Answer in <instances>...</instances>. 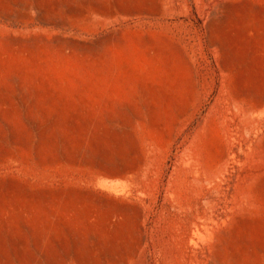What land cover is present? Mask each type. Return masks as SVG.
I'll return each instance as SVG.
<instances>
[{"label": "rangeland", "instance_id": "obj_1", "mask_svg": "<svg viewBox=\"0 0 264 264\" xmlns=\"http://www.w3.org/2000/svg\"><path fill=\"white\" fill-rule=\"evenodd\" d=\"M0 264H264V0H0Z\"/></svg>", "mask_w": 264, "mask_h": 264}]
</instances>
